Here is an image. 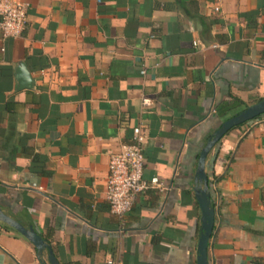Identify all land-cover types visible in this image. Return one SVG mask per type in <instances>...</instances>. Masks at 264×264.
<instances>
[{
    "label": "crops",
    "instance_id": "0c3cea01",
    "mask_svg": "<svg viewBox=\"0 0 264 264\" xmlns=\"http://www.w3.org/2000/svg\"><path fill=\"white\" fill-rule=\"evenodd\" d=\"M14 1L26 24L18 38L0 31L1 212L48 240L58 264H196L200 152L264 99V0ZM20 65L31 88L15 89ZM253 120L205 161L220 178L209 264H264V115ZM138 125L143 179L161 187L119 218L108 159ZM0 264H41L3 222Z\"/></svg>",
    "mask_w": 264,
    "mask_h": 264
},
{
    "label": "built area",
    "instance_id": "2783aa9c",
    "mask_svg": "<svg viewBox=\"0 0 264 264\" xmlns=\"http://www.w3.org/2000/svg\"><path fill=\"white\" fill-rule=\"evenodd\" d=\"M25 24L26 5L14 0H0V31L3 37L18 38ZM145 136L146 131L141 125L134 127L130 143L123 144L108 159L105 198L110 212L119 218L131 211L139 195L149 189L161 187L157 178L150 181L143 179ZM105 264H121V262L107 258Z\"/></svg>",
    "mask_w": 264,
    "mask_h": 264
},
{
    "label": "water",
    "instance_id": "95a60500",
    "mask_svg": "<svg viewBox=\"0 0 264 264\" xmlns=\"http://www.w3.org/2000/svg\"><path fill=\"white\" fill-rule=\"evenodd\" d=\"M15 89L31 88L32 79L30 73L25 69L24 65H20L15 72ZM264 115V99L246 107L236 115L230 117L221 123L220 127L208 139L206 145L201 150L198 158V167L195 173V187L193 189L195 200L200 210V229L197 240V256L196 264L208 263V245L213 234L215 211L211 206L210 194L207 186V174L205 173L206 158L213 147H215L220 139L231 129L249 122L259 116ZM0 222H3L20 235H22L34 247L38 259L44 257L47 250L48 264H58L53 251L47 246L41 237L33 230L32 227L25 228L13 219L4 215L0 210Z\"/></svg>",
    "mask_w": 264,
    "mask_h": 264
},
{
    "label": "trees",
    "instance_id": "16d2710c",
    "mask_svg": "<svg viewBox=\"0 0 264 264\" xmlns=\"http://www.w3.org/2000/svg\"><path fill=\"white\" fill-rule=\"evenodd\" d=\"M236 106H241V103H240V101H237V100H235V103H233V104H230L227 108L226 107H223V108H221V109H219V112H221V111H227V110H232L233 108H235ZM259 118V117H258ZM258 118H255V120L256 119H258ZM254 121V120H253ZM249 122H251V121H249ZM248 123V122H247ZM244 124H246V123H244ZM244 124H242V125H244ZM242 125H240V126H242ZM218 145V144H217ZM30 156H32V158L33 159H36V154H34V152L33 153H30ZM220 181V178L219 177H213V178H211L210 179V176H208L207 175V186H208V191H209V194H210V190L212 189V186H214V184H216L217 182H219ZM210 201H211V199H210ZM211 206H212V204H211ZM1 228L3 229V230H10L11 228H9L8 226H6V225H1ZM43 240V239H42ZM43 242L47 245V246H49L50 247V242H48V240H43ZM40 260V263L41 264H45L44 263V261L42 260V259H39Z\"/></svg>",
    "mask_w": 264,
    "mask_h": 264
}]
</instances>
